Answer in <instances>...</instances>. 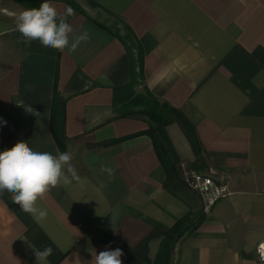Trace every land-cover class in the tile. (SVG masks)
<instances>
[{"label": "crops", "instance_id": "obj_1", "mask_svg": "<svg viewBox=\"0 0 264 264\" xmlns=\"http://www.w3.org/2000/svg\"><path fill=\"white\" fill-rule=\"evenodd\" d=\"M74 1L84 14L64 0L49 3L60 15L70 10L71 37L87 31L89 39L75 52L51 53L34 51L13 31L16 15L34 7L0 0V152L23 140L56 153L49 128L56 88L78 177L68 174L70 183L37 202L47 210L43 220L24 213L11 193L0 195V264H37L34 249L45 247L53 250L47 264H94L95 254L115 248L123 251L122 264H144L133 248L153 228L201 209L181 165L225 181L231 193L175 243L170 264H262L256 246L264 237V0ZM98 11L131 27L144 52L145 86L184 113L201 144L204 166L194 169L180 126L159 125L179 171L167 188L151 138L139 133L147 122L111 119L113 89L126 81L129 60L122 42L89 19ZM159 242L149 241V258Z\"/></svg>", "mask_w": 264, "mask_h": 264}, {"label": "trees", "instance_id": "obj_2", "mask_svg": "<svg viewBox=\"0 0 264 264\" xmlns=\"http://www.w3.org/2000/svg\"><path fill=\"white\" fill-rule=\"evenodd\" d=\"M16 1L28 7H39V4L33 3L30 0ZM64 1L76 11L84 14L83 9L74 0ZM87 1L92 5H96L92 0ZM108 13L113 15L111 12ZM89 19L94 24L116 36L122 42L129 60V70L126 76V81L122 85L116 86L113 89L114 94L112 110L114 116L111 119L133 117L142 118L147 122L148 127L139 133L147 134L152 140L154 149L165 171L164 187L167 188L173 179L179 177V171L163 141L158 128L159 125L171 122L177 123L188 139L195 156L191 166L194 169L202 168L204 166V161L201 155V144L193 125L182 111L165 102H159L158 98L150 92L147 86H145L143 75L144 52L131 27L123 20V30H121L115 26L108 27L106 24L99 22L96 19ZM30 47L34 51L38 52L48 51L56 53L57 51L52 48L42 46L39 41H33L30 44ZM138 85L142 86L143 90L141 92L135 90V87ZM64 125V99L59 94L57 89L54 88L49 118V128L58 149L62 152L66 151L67 142ZM110 143L111 142L107 141L97 143L96 145L106 146ZM204 216L205 215L201 213V211L197 213L188 211L169 227H165L163 225L156 226L140 243L133 248V252L144 261V264H170V258L175 243L181 237L190 234L203 220ZM153 238H159L160 242L154 258L151 259L148 256V243Z\"/></svg>", "mask_w": 264, "mask_h": 264}, {"label": "clouds", "instance_id": "obj_3", "mask_svg": "<svg viewBox=\"0 0 264 264\" xmlns=\"http://www.w3.org/2000/svg\"><path fill=\"white\" fill-rule=\"evenodd\" d=\"M70 10L60 15L56 8L43 0L38 8L20 11L15 17L13 31L20 33L25 44L39 41L46 48L63 52L66 49L75 52L82 42H87L89 34L83 31L71 37L72 26L67 21ZM31 112L32 109H26ZM6 123V121H0ZM73 154L56 150L37 151L28 142L18 141L10 149L0 152V195L5 191L12 194V201L18 204L24 213L43 220L47 210L39 208L37 202L61 183H70L69 175L78 178L71 161ZM52 248L34 249L37 264H47ZM123 251L120 248L104 250L93 256L94 264H122ZM16 264H20L15 260Z\"/></svg>", "mask_w": 264, "mask_h": 264}, {"label": "built area", "instance_id": "obj_4", "mask_svg": "<svg viewBox=\"0 0 264 264\" xmlns=\"http://www.w3.org/2000/svg\"><path fill=\"white\" fill-rule=\"evenodd\" d=\"M179 170L186 185L200 196V211L204 215L208 214L219 200L231 193L225 181L217 180L211 174L191 171L184 165H181ZM256 255L259 262L264 264V237L256 246Z\"/></svg>", "mask_w": 264, "mask_h": 264}, {"label": "rangeland", "instance_id": "obj_5", "mask_svg": "<svg viewBox=\"0 0 264 264\" xmlns=\"http://www.w3.org/2000/svg\"><path fill=\"white\" fill-rule=\"evenodd\" d=\"M94 17L98 20H100L102 23L106 24V26L108 27H118L120 28L121 30H123V22H122V19H120L119 17L117 16H114V15H108V14H102L100 13L99 11L94 14ZM135 90L136 91H142V87L140 85L136 86L135 87Z\"/></svg>", "mask_w": 264, "mask_h": 264}]
</instances>
